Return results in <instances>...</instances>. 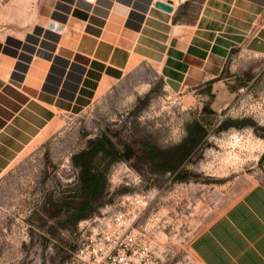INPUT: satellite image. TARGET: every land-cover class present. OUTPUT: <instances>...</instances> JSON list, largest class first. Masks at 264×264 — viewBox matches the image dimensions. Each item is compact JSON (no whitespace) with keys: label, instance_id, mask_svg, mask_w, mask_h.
Returning a JSON list of instances; mask_svg holds the SVG:
<instances>
[{"label":"rangeland","instance_id":"rangeland-1","mask_svg":"<svg viewBox=\"0 0 264 264\" xmlns=\"http://www.w3.org/2000/svg\"><path fill=\"white\" fill-rule=\"evenodd\" d=\"M41 1L0 0V32L36 21ZM263 27L264 12L237 32L215 80L175 85L147 68L19 155L0 176V264H83L77 256L83 237L121 209L123 196L143 191L150 203L134 226L150 238L161 264H199L190 254L194 237L264 183V46H249L264 42ZM193 121L205 135L176 172L167 171L170 160H150L148 147L180 145ZM236 134L240 145L231 140ZM102 136L128 158L110 167L108 191L89 217L70 224L60 205L76 200L71 157Z\"/></svg>","mask_w":264,"mask_h":264},{"label":"crops","instance_id":"crops-1","mask_svg":"<svg viewBox=\"0 0 264 264\" xmlns=\"http://www.w3.org/2000/svg\"><path fill=\"white\" fill-rule=\"evenodd\" d=\"M38 9L36 21L0 32V176L67 117L147 68L175 85L215 80L264 0H42ZM190 254L199 264H264V183L223 208Z\"/></svg>","mask_w":264,"mask_h":264},{"label":"trees","instance_id":"trees-1","mask_svg":"<svg viewBox=\"0 0 264 264\" xmlns=\"http://www.w3.org/2000/svg\"><path fill=\"white\" fill-rule=\"evenodd\" d=\"M186 131L187 135L184 141L176 147L167 150H160L156 146L148 147L146 152L150 160L153 162L161 159L170 160L167 163V171L176 172L205 135V130L198 121L189 123ZM127 158L106 136L89 140L84 149L72 155L71 165L78 172L75 185L76 200L60 205L65 208L70 224L74 225L89 217L108 191L110 167L119 160ZM68 192L70 193V190Z\"/></svg>","mask_w":264,"mask_h":264},{"label":"built area","instance_id":"built-area-1","mask_svg":"<svg viewBox=\"0 0 264 264\" xmlns=\"http://www.w3.org/2000/svg\"><path fill=\"white\" fill-rule=\"evenodd\" d=\"M93 3L95 0H86ZM235 145L242 137L231 136ZM150 203L146 191L123 196L121 209L92 228L78 250L83 264H161L150 238L135 228L137 220Z\"/></svg>","mask_w":264,"mask_h":264},{"label":"water","instance_id":"water-1","mask_svg":"<svg viewBox=\"0 0 264 264\" xmlns=\"http://www.w3.org/2000/svg\"><path fill=\"white\" fill-rule=\"evenodd\" d=\"M154 6L162 11H165L167 13H170L172 11V7L170 6L169 3L166 2H156Z\"/></svg>","mask_w":264,"mask_h":264}]
</instances>
